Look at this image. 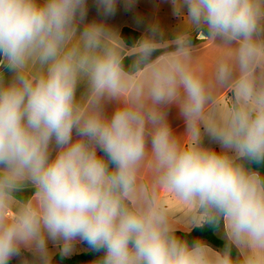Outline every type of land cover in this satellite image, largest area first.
<instances>
[{
	"label": "clouds",
	"instance_id": "9594fccd",
	"mask_svg": "<svg viewBox=\"0 0 264 264\" xmlns=\"http://www.w3.org/2000/svg\"><path fill=\"white\" fill-rule=\"evenodd\" d=\"M96 4L115 15L117 0ZM171 4L175 38L152 24L129 47L104 23L78 30L87 0H0V67L14 74L0 75V264L22 248L51 264L49 240L62 256L78 240L103 251L93 264H264V176L244 163H264V0ZM178 213L222 220L224 250L180 239Z\"/></svg>",
	"mask_w": 264,
	"mask_h": 264
},
{
	"label": "crops",
	"instance_id": "0c3cea01",
	"mask_svg": "<svg viewBox=\"0 0 264 264\" xmlns=\"http://www.w3.org/2000/svg\"><path fill=\"white\" fill-rule=\"evenodd\" d=\"M173 6L171 0H135L134 5L131 8L126 7V0H117L116 12L115 15L105 17L97 9L96 0H87V15L83 23L78 24V30L82 31L83 27L87 23L98 22L104 23L106 26L112 28L120 36L124 29H131L140 34V37L145 34V31L149 25L157 24L163 32L165 40H171L175 38L176 33L182 28V18L173 15ZM186 14V9H185ZM206 34V33H204ZM122 38V37H121ZM192 43L194 46H200V40L198 35L193 32L192 34ZM207 47V46H206ZM214 57V51L208 49L206 52V60L210 63ZM0 75H2L3 82L5 84L9 83L13 78V72L10 71L7 67H0ZM87 93V85L85 82H81L77 86L76 98L80 100L83 95ZM230 95V94H229ZM118 104L116 101H106L104 103V112L108 117L114 113ZM167 119L172 128L174 134L182 136L186 132V123L180 111L176 105H170L167 109ZM202 133L204 132L203 126L201 127ZM76 133L73 132V139L75 140ZM203 146L211 148L217 152L221 151L220 145L209 138L205 133L203 137ZM99 153V152H98ZM56 154L55 144L52 145V155L53 157ZM34 189L31 185L26 186L23 190ZM170 203L173 207H179V203L175 200H170ZM178 223H177V232L190 233L197 226L188 225L185 221L180 220V214H177ZM214 235L227 243L226 235L224 232L223 221L221 220L220 225L214 231ZM204 243L209 245L212 249L216 251H223L222 248L215 246L207 240H202ZM83 241H77L74 244L73 252L69 257L83 253L85 251L84 246L82 245ZM47 247L51 255V260L60 253L59 244H55L52 241H48ZM235 252V255H238L237 249L232 248ZM33 254V252L21 249L19 256H14L10 259L9 264H25L27 262L25 255ZM28 264V263H27Z\"/></svg>",
	"mask_w": 264,
	"mask_h": 264
},
{
	"label": "trees",
	"instance_id": "16d2710c",
	"mask_svg": "<svg viewBox=\"0 0 264 264\" xmlns=\"http://www.w3.org/2000/svg\"><path fill=\"white\" fill-rule=\"evenodd\" d=\"M121 37L125 41V43L129 47H131L133 43L140 38V34L131 29H124ZM124 63H125V66L127 67L131 63V58H126ZM98 155L103 156V153L99 152ZM244 163L246 167L256 170L262 176H264V163L255 164V163H248L246 161ZM34 191L35 189L21 190L15 193V195L18 199H27L34 193ZM220 223L221 221H219L217 224L206 223L203 226L195 228L190 233L176 232V235L180 239L187 240L189 244L197 240H200V241L207 240L210 243L214 244L215 246H218L224 250L227 243L218 239L214 235V231L218 228ZM82 245L85 248V251L83 253L69 257V256H62L60 252L51 260V264H93L94 261H97L103 258V255H104L103 251H99V252L93 251L92 249L89 248L86 242H83ZM232 255L234 258L236 257L233 249H232ZM25 258L28 264H40V261L38 260V258L33 254L27 253L25 255Z\"/></svg>",
	"mask_w": 264,
	"mask_h": 264
},
{
	"label": "water",
	"instance_id": "95a60500",
	"mask_svg": "<svg viewBox=\"0 0 264 264\" xmlns=\"http://www.w3.org/2000/svg\"><path fill=\"white\" fill-rule=\"evenodd\" d=\"M0 60H2V56H0Z\"/></svg>",
	"mask_w": 264,
	"mask_h": 264
}]
</instances>
